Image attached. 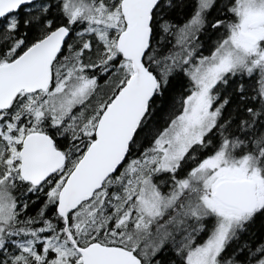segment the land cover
Returning a JSON list of instances; mask_svg holds the SVG:
<instances>
[{"label": "snow or ice", "instance_id": "obj_1", "mask_svg": "<svg viewBox=\"0 0 264 264\" xmlns=\"http://www.w3.org/2000/svg\"><path fill=\"white\" fill-rule=\"evenodd\" d=\"M0 264H264V0H0Z\"/></svg>", "mask_w": 264, "mask_h": 264}, {"label": "trees", "instance_id": "obj_2", "mask_svg": "<svg viewBox=\"0 0 264 264\" xmlns=\"http://www.w3.org/2000/svg\"><path fill=\"white\" fill-rule=\"evenodd\" d=\"M251 83V82H250Z\"/></svg>", "mask_w": 264, "mask_h": 264}]
</instances>
